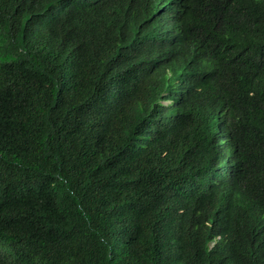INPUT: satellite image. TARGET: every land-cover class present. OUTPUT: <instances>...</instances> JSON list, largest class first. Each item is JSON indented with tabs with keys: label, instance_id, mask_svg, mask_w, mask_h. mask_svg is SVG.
<instances>
[{
	"label": "trees",
	"instance_id": "1",
	"mask_svg": "<svg viewBox=\"0 0 264 264\" xmlns=\"http://www.w3.org/2000/svg\"><path fill=\"white\" fill-rule=\"evenodd\" d=\"M0 264H264V0H0Z\"/></svg>",
	"mask_w": 264,
	"mask_h": 264
}]
</instances>
